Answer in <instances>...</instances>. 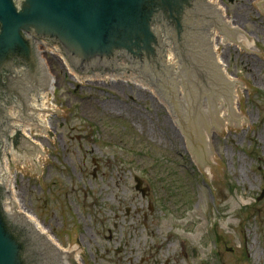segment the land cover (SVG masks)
Here are the masks:
<instances>
[{"label":"rangeland","instance_id":"374dc122","mask_svg":"<svg viewBox=\"0 0 264 264\" xmlns=\"http://www.w3.org/2000/svg\"><path fill=\"white\" fill-rule=\"evenodd\" d=\"M260 1L219 0L232 27L254 43L218 40L219 55L257 93L242 92L243 125L209 136L210 172L193 163L186 132L159 90L126 77L76 81L45 53L57 114L49 136L32 135L48 156L40 169H14L13 191L63 249H81L83 264H264Z\"/></svg>","mask_w":264,"mask_h":264},{"label":"water","instance_id":"95a60500","mask_svg":"<svg viewBox=\"0 0 264 264\" xmlns=\"http://www.w3.org/2000/svg\"><path fill=\"white\" fill-rule=\"evenodd\" d=\"M226 20L209 0H0V165L7 145L24 154L9 111L32 120L33 100L54 83L39 45L57 49L78 75L114 73L159 90L186 132L193 163H206L204 125L238 128L235 95L257 93L221 73L213 31L231 41L243 35ZM0 178V264H79L27 221L8 178Z\"/></svg>","mask_w":264,"mask_h":264},{"label":"bare ground","instance_id":"6f19581e","mask_svg":"<svg viewBox=\"0 0 264 264\" xmlns=\"http://www.w3.org/2000/svg\"><path fill=\"white\" fill-rule=\"evenodd\" d=\"M209 3H211L212 5H214L217 8H222L220 5L222 4H218L217 0H209ZM260 3L264 6V0H261ZM223 9V8H222ZM224 13V12H223ZM226 18V17H225ZM227 19V18H226ZM228 20V19H227ZM226 20V21H227ZM230 23L231 21L228 20ZM237 29H239L237 26H235ZM232 27V28H235ZM235 28V29H236ZM241 30V29H240ZM239 30V31H240ZM242 31V30H241ZM213 35H214V41L216 44V52H218V46H219V41L222 42H226L224 39H222L221 34L214 32L213 31ZM237 40V39H235ZM226 44V43H225ZM237 44H239V46L241 48H246V47H252L254 46V43L251 42V40L248 39L247 35L244 33L239 40H237ZM54 56L58 57L59 59H61L64 62V66L66 68V70H69L73 76V78L77 81L80 79V77L78 75H76L75 73H73L74 71L71 69L69 63L66 62L60 57L58 56V54H54ZM218 60L220 63V68H221V73L227 72V81H236L237 79H235L234 77H232L229 73L228 70L226 68L225 63H223L221 56L219 55L218 52ZM43 67H44V62L42 63ZM52 74V73H51ZM96 76H94L93 78H95ZM113 77H122L123 79L125 78V76H113ZM125 79H129L131 81H133L130 78H125ZM142 86L146 87L144 84L140 83ZM54 86V85H52ZM152 90V89H150ZM153 91V90H152ZM154 92V91H153ZM45 93H42L39 97H36L33 102H32V120L27 121L24 123H22L19 114L15 113L14 111H9V113H11V117L14 118V130L12 131L13 134L16 133V130H21L22 134H23V139L25 141V143L23 142V147L22 149L19 150L22 151L24 154H18L17 152H14L12 149V145L10 146H5V148H3L4 152L2 155V164L0 165V177H2L3 175L6 176V178H8V184L11 188V199L16 202L18 204L17 199L15 198V194L13 191V176H12V171L17 167H25V166H35L36 168L39 167V169L41 168V162L43 163L44 161H46L47 156H48V151L47 149H45V146L40 142L38 143L36 141L35 138H33L32 133H34V136L37 137H47L51 134L50 132V116L51 113H54L56 110V106L52 103V99L54 97L55 93V86L50 90L47 91ZM242 92L237 93L234 99V102L232 104V110L237 114H239V127L241 125H243L242 123H244V119L242 116V111H241V107H239L240 105V101L242 99L243 96ZM234 127L236 128V126L233 125H227L224 126L225 130L227 131V129ZM204 131H205V142H206V153H207V162L204 163L206 164V170L208 172L211 171L212 168V164L211 162L213 161L212 159V153L210 152V142H209V136L212 134V131H216L219 133H224L226 131L224 130H220V129H214L211 127H208L206 125H204ZM1 179V178H0ZM18 210L20 213H24L27 221H33V227L39 229L40 231L48 234L51 238H54L49 231H47L45 228H43V226H41V224L38 222V220L32 215L29 214L27 212H24L22 210V208L19 206L18 204ZM56 240V238H54ZM57 241V240H56ZM58 242V241H57ZM60 250H66V251H70L73 252V259L75 261H77L78 263H82L81 259H80V254H81V249L80 248H74V249H63L60 245L59 248Z\"/></svg>","mask_w":264,"mask_h":264}]
</instances>
